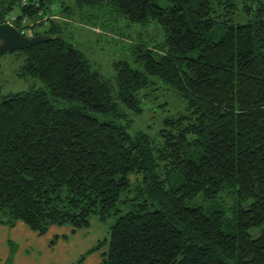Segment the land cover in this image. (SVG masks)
<instances>
[{"label":"trees","instance_id":"trees-1","mask_svg":"<svg viewBox=\"0 0 264 264\" xmlns=\"http://www.w3.org/2000/svg\"><path fill=\"white\" fill-rule=\"evenodd\" d=\"M166 1L0 0V24L11 16L24 35L47 36L15 51L17 75L41 86L0 92V224L75 232L130 201L85 256L106 244L102 264H264V9ZM61 15L104 33L155 22L162 38L131 41L105 77L66 38ZM158 82L185 110L153 135L130 130ZM133 174L135 194L121 199ZM225 188L230 215L185 203Z\"/></svg>","mask_w":264,"mask_h":264},{"label":"rangeland","instance_id":"rangeland-1","mask_svg":"<svg viewBox=\"0 0 264 264\" xmlns=\"http://www.w3.org/2000/svg\"><path fill=\"white\" fill-rule=\"evenodd\" d=\"M157 1L161 6L167 4L166 0ZM235 2L238 8H242L243 4L240 0H235ZM258 4L264 9V0H259ZM60 17L67 23L66 38L72 42H77L76 46L83 51L85 57L92 63L93 67L97 68L105 77H110L113 73V63L115 61L128 59L125 48L131 44V41L147 40L149 37L156 38V40L162 38V33L157 28L155 22L140 25L124 20V24L123 22L120 23V33L113 31L104 33L100 31L99 27L92 28L86 24H81L75 18L68 19L64 18L63 15ZM238 20L241 21L243 19L240 16ZM42 27L37 26L35 29L40 30ZM31 33V29L26 30V35ZM97 34L102 35L98 36ZM22 61L23 56L17 52H8L0 55L1 94L41 86L38 79L32 77L21 78L17 75V70ZM132 66L136 67L134 63H132ZM152 89L154 90H151L143 104V113L140 116L133 117L134 120L130 130L144 129L153 135L159 128L163 117L185 110L184 103L170 87L158 82L152 86ZM134 177L135 174L131 175L130 185L127 190L122 192L121 199L134 196L135 187L138 183ZM129 202L123 203L121 200L118 201L116 204L118 211L113 210L112 212L114 213L104 221L100 220L97 214L93 213L89 218V225L77 229L75 232H72L71 225L67 223L64 225H54L43 234H38L36 231L31 230L22 221H17L14 225L7 226L12 229L4 228L6 224H2L0 227V261L7 259L13 261L11 257L13 256L14 264H38L41 260L43 261L41 264H75L79 258L85 256L88 249L97 245L99 241H108L110 226L119 215H122L129 209ZM234 202L235 196L233 189L230 188H225L213 199L206 200L202 195H197L185 200L187 205H199L205 208L206 211L220 208L227 215H230V208ZM248 202H243V205H246ZM3 230L4 232H2ZM58 237L61 238L58 239ZM45 238L49 240L52 238L51 245L56 241V248L52 246L50 249L41 250L39 246ZM6 239L11 241H9L11 248L8 249V253L4 251V244L6 241L8 242ZM105 248L106 244L100 250L88 254L81 264H92V256H101L100 252ZM96 264L102 263L100 261Z\"/></svg>","mask_w":264,"mask_h":264},{"label":"water","instance_id":"water-1","mask_svg":"<svg viewBox=\"0 0 264 264\" xmlns=\"http://www.w3.org/2000/svg\"><path fill=\"white\" fill-rule=\"evenodd\" d=\"M47 39L46 35L26 36L15 26L9 23L0 24V55L15 52L26 45L41 42Z\"/></svg>","mask_w":264,"mask_h":264},{"label":"crops","instance_id":"crops-1","mask_svg":"<svg viewBox=\"0 0 264 264\" xmlns=\"http://www.w3.org/2000/svg\"><path fill=\"white\" fill-rule=\"evenodd\" d=\"M1 225L2 224H0V227H1ZM8 225H4V228H8L7 227ZM54 225H51L50 227H53ZM49 227V228H50ZM8 229H12V228H8ZM11 231V230H10ZM2 232H4V230L2 231ZM35 233V232H34ZM13 234V233H12ZM38 235V234H37ZM59 235V234H58ZM57 236V235H56ZM59 238H61V237H58V239ZM38 239V238H37ZM6 240H8V242L6 241V243H5V241H3L5 244V252L6 253H8L9 251H8V249H10L11 248V245H10V240L9 239H6ZM10 241V242H9ZM52 238H51V240H49V239H47V238H45V240L42 242V244L39 246L40 247V249L41 250H47V249H50V248H52V246H54L55 248H56V246L57 245H55L56 244V241L53 243V245H51L52 244ZM9 246V247H8ZM12 257V259H13V262H14V258H13V256H11ZM54 257V256H53ZM93 258H91V261H92V264L93 263H99L100 261H101V257L100 256H92ZM40 263H38V264H41V262H43L42 260L41 261H39ZM83 263V262H82Z\"/></svg>","mask_w":264,"mask_h":264},{"label":"built area","instance_id":"built-area-1","mask_svg":"<svg viewBox=\"0 0 264 264\" xmlns=\"http://www.w3.org/2000/svg\"><path fill=\"white\" fill-rule=\"evenodd\" d=\"M13 17H11V16H9V17H7L6 18V21L4 22V23H9V24H11V19H12Z\"/></svg>","mask_w":264,"mask_h":264}]
</instances>
